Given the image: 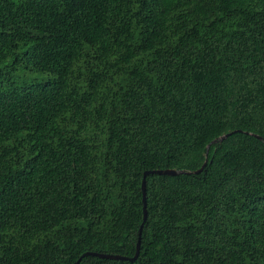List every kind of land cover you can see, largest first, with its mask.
I'll use <instances>...</instances> for the list:
<instances>
[{
    "label": "trees",
    "instance_id": "trees-1",
    "mask_svg": "<svg viewBox=\"0 0 264 264\" xmlns=\"http://www.w3.org/2000/svg\"><path fill=\"white\" fill-rule=\"evenodd\" d=\"M80 257L264 264V0H0V264Z\"/></svg>",
    "mask_w": 264,
    "mask_h": 264
},
{
    "label": "water",
    "instance_id": "water-1",
    "mask_svg": "<svg viewBox=\"0 0 264 264\" xmlns=\"http://www.w3.org/2000/svg\"><path fill=\"white\" fill-rule=\"evenodd\" d=\"M234 132H237V131H233V132L227 133V134H225V135L213 140L210 144H215L217 142H221L225 138H227L228 136L233 134ZM204 166H205V163L200 169L194 171V173L195 174L200 173L203 170ZM181 173H183V172L177 171V170H173V169L151 170V171H147V172L144 173V177H143V181H142V185H141L142 192H143V221H142V224H141L140 229H139V238H138L137 245H136V253H135V255L132 258L122 257V256H119V255H109V254H99V253H85L84 255H82V257L93 256V257H97V258H101V259H108V260H121V261H129V262L135 261L137 256H138L139 247H140L141 230H142L143 224H144V222L146 220V216H147L146 203H145V177L147 175L176 176V175L181 174ZM188 174H190V172H188ZM82 257H80L78 259V261L76 263H74V264H79V262H80Z\"/></svg>",
    "mask_w": 264,
    "mask_h": 264
},
{
    "label": "rangeland",
    "instance_id": "rangeland-1",
    "mask_svg": "<svg viewBox=\"0 0 264 264\" xmlns=\"http://www.w3.org/2000/svg\"><path fill=\"white\" fill-rule=\"evenodd\" d=\"M18 75V81H19V84H28L30 82H41V81H44V80H48L50 79L51 76H48V75H42V74H30V73H22V72H17L16 73Z\"/></svg>",
    "mask_w": 264,
    "mask_h": 264
}]
</instances>
